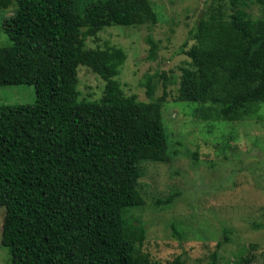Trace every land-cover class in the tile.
<instances>
[{
	"label": "trees",
	"instance_id": "trees-1",
	"mask_svg": "<svg viewBox=\"0 0 264 264\" xmlns=\"http://www.w3.org/2000/svg\"><path fill=\"white\" fill-rule=\"evenodd\" d=\"M224 1H205L190 31L194 46L180 49L193 63L183 70L177 100L208 104L207 118L240 121L264 104V18H252L242 0L225 13ZM254 2L264 10V0ZM13 6L17 12L2 25L10 45L0 47V87L34 86L37 98L0 107L1 240L10 264H136L147 229L125 215L146 204L141 163L170 159L168 93L154 97L159 78L167 77L147 73L140 80L149 102L128 96L117 80L125 52L88 48L87 41L107 27L155 25L157 14L149 0H0V11ZM146 41L154 61L158 44L152 36ZM80 66L106 82L100 100L79 99ZM222 245L206 264H220ZM186 262L179 255L169 264Z\"/></svg>",
	"mask_w": 264,
	"mask_h": 264
},
{
	"label": "rangeland",
	"instance_id": "rangeland-1",
	"mask_svg": "<svg viewBox=\"0 0 264 264\" xmlns=\"http://www.w3.org/2000/svg\"><path fill=\"white\" fill-rule=\"evenodd\" d=\"M157 14V24L133 27L112 26L87 41L88 48H121L127 60L117 80L126 95L149 102L139 85L145 74H166L159 78L154 97L168 93L163 107L164 130L169 161L141 163L139 189L146 204L129 208L125 221L146 227L143 255L136 264H169L177 256L186 264L208 262L219 250L220 264H264V104L258 114L240 121L207 118L208 104L178 101L180 80L193 59L180 54L190 31L203 17L206 0H149ZM254 19L264 18V10L254 0H242ZM230 13L233 0L224 1ZM17 12L13 6L0 11V47L10 45L3 22ZM152 36L158 44L157 59L148 60ZM79 99L100 100L106 82L90 68H79ZM176 77L170 85L168 79ZM167 87L165 88V83ZM36 89L30 85L0 87V107L34 104ZM207 118V119H206ZM175 195L171 205H160ZM5 209H0V264H10L8 249L2 244ZM180 232V236L175 233Z\"/></svg>",
	"mask_w": 264,
	"mask_h": 264
}]
</instances>
